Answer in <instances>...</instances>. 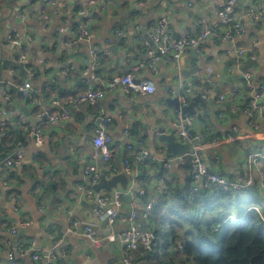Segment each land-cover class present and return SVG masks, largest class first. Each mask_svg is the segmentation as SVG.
<instances>
[{
  "label": "crops",
  "instance_id": "1",
  "mask_svg": "<svg viewBox=\"0 0 264 264\" xmlns=\"http://www.w3.org/2000/svg\"><path fill=\"white\" fill-rule=\"evenodd\" d=\"M59 1L63 3L68 0ZM257 1L261 0H239L237 3L236 11L242 17L245 28L241 39L236 38L232 43L204 41L200 51L197 50L198 56L190 49L183 54L178 68L172 63L161 61L157 63L154 74L148 67H143L140 76L155 80L154 93L128 94L123 88L108 90L98 104L84 105L80 113L56 124L38 117V113L55 110L53 100L66 102L87 86H102L99 81L88 82L91 66L83 58H89L92 49L111 48L110 54H102L100 58L98 71L103 78L127 71L131 64L147 59L139 37L143 27L151 32L162 18L167 21L175 38L182 37L189 30L196 33L199 29L198 19L203 18L206 22L214 20L215 1L97 0L88 16L93 17L88 21L91 34L80 40L76 34L79 22L76 14H69L64 9L53 14V7L47 0H7L3 3L0 10V121L7 123L3 132L17 128L25 130L20 122V116H24L30 127L40 130L43 139L39 143L26 134L23 139L6 135L10 140L5 150L6 145L2 140L4 133L0 134V176H3L0 177V264H9V252H16L20 242L27 248L33 244L36 250L55 246L60 255L59 261L64 258L67 264H121L118 261L120 238L115 242L109 241L108 235L112 230L100 217L99 205L86 199L85 188L90 187V180L84 173V167L86 164L97 163L101 177L107 179L120 173L110 170L96 154L93 139L100 118L109 119L107 129L113 138L110 145L111 158L117 164L122 165L124 158L133 156L126 147L127 130L133 133L137 145L143 140L145 149L150 152L165 147L159 134L160 130L171 133L175 127L177 110L168 103V97L169 90L178 83L174 75L176 71L188 78L184 72L188 73L195 66H201L188 79L202 87L206 69L211 67L219 75L220 63L224 65L226 80L222 82L218 76L214 92L218 84H221V89L207 99L213 107L212 112H204L198 102L194 104L202 117L196 115L193 130L204 136L206 142L224 136L232 126L239 128L238 138L234 142H222L208 150V153L214 152L221 156L220 163L213 165L219 173L233 178L244 167L249 150H264V134L247 126L244 110L233 112L229 101H218L219 94L228 96L235 79L240 78L239 71L231 74L228 68L234 62L235 48L243 42H261L257 61L248 60L245 69L253 71L256 83L264 81V21L256 26L244 15ZM46 15H52L51 20H46ZM130 20L134 21L133 26H130ZM124 23L127 30L123 37L118 28ZM61 28L62 31H59ZM9 36L18 38L19 44L11 43ZM23 36L27 37L31 46H22ZM72 41H76L73 47L69 46ZM22 49L28 55L17 63L23 66L25 72L22 73L19 65L6 68L4 60H13ZM30 70L36 72L32 80V97H20L12 84L19 88L18 85L24 82ZM7 93L11 96L10 102L6 99ZM192 98H189V103ZM249 99L250 92L244 88L241 103ZM8 148L12 152L19 149L24 155V162L21 167H12L4 172L2 168L6 166L5 157L8 152H5ZM132 165V172L127 174V187L119 183L112 189L95 190L96 193L112 196L115 190L126 191L132 188L142 203L146 204L148 201L143 202L140 188L135 185L137 181L142 184L135 172L142 163L136 157ZM151 165H146V170L155 174L156 169ZM174 169L179 183L184 185L190 177L188 170L177 166ZM128 200V197H123L124 208L112 228L117 235L128 227ZM72 218L91 224L99 237L98 243L87 235L83 225L71 231ZM22 221L29 224L20 228L18 233H12L11 226H19ZM16 260L18 264H46L43 260H33L32 254L18 253Z\"/></svg>",
  "mask_w": 264,
  "mask_h": 264
},
{
  "label": "built area",
  "instance_id": "2",
  "mask_svg": "<svg viewBox=\"0 0 264 264\" xmlns=\"http://www.w3.org/2000/svg\"><path fill=\"white\" fill-rule=\"evenodd\" d=\"M214 20L212 22H206L203 18L197 20L198 32L193 33L191 30L185 32L182 37L175 38L172 35V30L168 27L167 21L160 18L154 25L151 32L147 30L149 35L142 32L139 35L141 39V46L147 54V59L144 61H138L129 66L127 71L113 73L109 77L103 78L101 72L98 71L100 65V58L102 54H110L111 48L109 46L98 49L94 48L90 52L89 58H83L85 63L89 62L91 69L90 81H99L102 86H87L83 91L79 92L75 96L70 97L66 102H60L53 100L56 109L49 112H39L38 117L44 118L50 124L61 123L67 120L73 114L80 113L84 105H96L106 95L108 90H116L123 88L128 94L136 92L139 94H152L156 91L155 80L152 77H141V70L143 67H148L151 71L156 73L157 63L161 61L172 63L178 68L181 57L184 53H187L190 48H196L200 51L201 43L207 40L213 42L232 43L236 38H242L245 34V28L242 22V17L237 14L236 6L239 0H214ZM47 2L53 7V14L64 9L69 14H76L79 19L76 34L78 40L88 37L91 34L88 21L90 12L93 6L97 3V0H75L65 1L60 3L59 0H47ZM1 15V12H0ZM248 17L252 24L259 26L264 21V1H257L253 3L244 14ZM52 15H46V20H51ZM127 25L121 24L118 28V32L121 36H126ZM62 31V28L59 30ZM31 38V37H30ZM151 39L155 46L152 45ZM11 43L19 44V40L16 37L9 36L8 39ZM76 41L69 43V46L73 47ZM261 42L258 40L251 41L250 43H241L235 48L234 57L235 60L228 70L231 74L240 72V78L235 79L233 87L227 96L224 93H220L218 101H229L230 109L233 112H237L241 105H244V112L247 116V126L256 132L264 134V116L262 112L264 110V82L256 83L253 77V71L244 66L245 59L257 60L259 57ZM27 52L22 49L20 54L13 57V61H23ZM35 70H30L27 78L23 83L18 85L23 95L32 97V80L35 76ZM88 73V71H87ZM178 79V83L175 87L169 90L170 96L179 98L181 105L189 103V98L195 95L198 91H201L205 99H209L214 94L215 81L218 78V74L211 68H207L204 72L205 81L207 86L199 87L196 81L184 78L178 71L174 73ZM138 80V81H136ZM0 82L2 77L0 76ZM246 88L250 92V101L241 103L243 89ZM6 99L10 102L11 96L7 93ZM15 110H13L14 112ZM17 112V110L15 111ZM221 116V113L219 114ZM197 118L195 114H182L180 111L176 112L175 127L171 131L174 137L178 140H193L200 137L195 133L193 126ZM20 122L23 124L26 130V135L29 138L36 139L39 143H42L43 136L40 130L34 129L29 126L27 118L20 116ZM108 118H100L99 123L95 130V136L93 144L95 146L96 154L101 157L103 162H106L109 169L114 172H124L130 174L132 172V161L129 157L124 158L122 165L117 164L111 160L110 145L113 142L112 136L107 129ZM7 123L3 120L0 121V134L5 129ZM238 126H232V128L222 137H215L213 140L197 144L192 153H184L175 155L167 160H161L157 156L153 155L149 150L145 149L143 140L138 142V145L134 141L133 133L130 130L126 131L127 137V150L135 152L138 160L143 163L150 161L152 164H158V170L161 171L160 175L154 180L153 190L155 195L146 204L138 198L132 188L126 191L115 190L112 196L98 195L93 188V185L97 183L101 178V172L97 163L93 162L86 164L84 167V173L90 180V187L85 188L86 199L90 202H96L99 205L98 213L100 217L105 220L112 232L108 235L110 242H115L118 237L121 240V247L118 254V261L121 264H139L138 255L144 253L145 250H151L156 242V235L151 227H145L142 219H148V217L154 212V203L156 196L161 193L167 185H177L179 178L174 172L175 166L184 169L187 166L189 168V174L192 179L191 191L196 196L202 189L211 192H230L241 191L253 186H257L260 193L264 195V150H249L246 155V162L244 167L236 173L233 178H228L219 173L213 165H218L221 160V156L218 153H208V150L217 144L222 142H234L238 138ZM4 133V132H3ZM5 134V133H4ZM164 148L159 149V152H163ZM138 154V156H137ZM24 162L23 153L17 149L5 157V164L2 169L8 171L12 167H21ZM175 162L177 164H175ZM136 174H143V168L139 167L135 170ZM140 188V194H145V189L140 186V181L136 184ZM129 198L127 201L129 214L128 227L125 228L120 235H117L113 231V226L117 223L122 210L123 197ZM260 212V217L264 221V215ZM142 218V219H141ZM240 218L234 215H228L225 217V221H238ZM29 224L27 221H22L19 226L12 225L10 231L12 233H18L19 229ZM84 226V230L87 235L98 243L99 237L97 236L93 226L89 223H83L81 220L72 218V227L70 230L78 226ZM155 244V245H156ZM182 250V246H180ZM21 255L32 254L33 260H43L46 264H60L59 252L56 247H50L48 249L36 250L33 246L25 247L20 242L17 245L16 252H9L8 263L18 264L16 256L18 253Z\"/></svg>",
  "mask_w": 264,
  "mask_h": 264
},
{
  "label": "trees",
  "instance_id": "3",
  "mask_svg": "<svg viewBox=\"0 0 264 264\" xmlns=\"http://www.w3.org/2000/svg\"><path fill=\"white\" fill-rule=\"evenodd\" d=\"M5 1L0 0V10ZM234 60L235 57L232 62ZM248 60L251 59H245V67ZM261 82L264 81L258 83ZM201 85L207 86L208 83L204 81ZM242 109L244 105L239 111ZM25 134L26 130L21 128L6 130L2 138L5 150L10 140L6 135L23 139ZM9 147L13 148V145ZM7 152L12 150L8 148ZM130 153L133 156L127 157L133 161L136 154ZM149 164L152 163H142L143 174L137 176L142 180L140 186L146 191L140 194L143 202L155 195L151 182L161 173L158 164L151 165L156 169L155 174L147 171L146 165ZM189 168L187 166L184 169L189 172ZM191 182L189 177L184 185H167L156 196L154 212L148 219L141 218L145 227L154 230L157 244L154 243L151 250L139 253V264H264V221L260 212L254 209V206L260 209L264 207L259 198L263 194L257 186L241 191L214 193L202 189L194 196ZM229 214L240 219L225 221Z\"/></svg>",
  "mask_w": 264,
  "mask_h": 264
},
{
  "label": "water",
  "instance_id": "4",
  "mask_svg": "<svg viewBox=\"0 0 264 264\" xmlns=\"http://www.w3.org/2000/svg\"><path fill=\"white\" fill-rule=\"evenodd\" d=\"M130 26L134 25V21L130 20L129 22ZM142 32L147 33V27H143L142 28ZM149 35V34H148ZM150 38V35L148 36ZM151 43L153 46H155L153 39H151ZM32 44L27 40V37L23 36L22 37V46H31ZM193 51L196 53L197 55V49L196 48H190V51ZM198 56V55H197ZM5 63V67L7 68L8 66L11 65H19L22 68V73H24L25 71L23 70V66H21V64L13 61V60H4ZM201 68V66H195L190 72H184L187 76H192V74H195L197 72V70H199ZM219 77L221 79L222 82H224L226 80V77L224 75V65L222 63H220V71H219ZM138 81V80H136ZM93 83H95L93 81ZM12 87L17 90L18 95L21 97L23 95L22 91L17 88V86L12 84ZM221 89V84H218L215 88V92H219V90ZM214 92V95H215ZM192 101L186 105H181L179 98L175 97V96H169L168 97V103L172 106H174L176 108L177 111H180L182 114L186 115V114H195L197 115L199 118L202 117V114L199 112V110H197L195 108V103L198 102L202 105L204 112L206 113H211L213 107H211V105L208 104L207 99H205L203 97V94L201 91H198L194 96H192ZM161 133L159 134V137L161 140H163L165 142V147L163 152H159V151H154L151 152L153 155L157 156L158 158H160L161 160H167L169 158L174 157L175 155H180V154H184V153H192L195 149V146L197 144H201L206 142L205 137L200 135V137H197L193 140H178L174 137V135L172 133H167L164 132L163 130H160ZM175 164H177L175 162ZM127 182H128V177L127 174L124 172H120L117 174H114L111 178L107 179L105 176H102L100 178V180L95 183L93 185V188L95 190H100L101 188H109L112 189L113 187H116L119 183L124 186L127 187ZM97 205V203H96ZM61 246H59L60 248ZM60 262L62 264H67L65 262L64 258H60Z\"/></svg>",
  "mask_w": 264,
  "mask_h": 264
},
{
  "label": "rangeland",
  "instance_id": "5",
  "mask_svg": "<svg viewBox=\"0 0 264 264\" xmlns=\"http://www.w3.org/2000/svg\"><path fill=\"white\" fill-rule=\"evenodd\" d=\"M260 201L262 202V204L264 206V196L260 198ZM261 209H263L262 211H264V207H261Z\"/></svg>",
  "mask_w": 264,
  "mask_h": 264
},
{
  "label": "clouds",
  "instance_id": "6",
  "mask_svg": "<svg viewBox=\"0 0 264 264\" xmlns=\"http://www.w3.org/2000/svg\"><path fill=\"white\" fill-rule=\"evenodd\" d=\"M255 207H257V206H254V209H256ZM259 208V207H258ZM259 210H261L260 208H259ZM229 215H234V214H229ZM228 216V215H227ZM234 216H236V215H234ZM238 217V216H237ZM239 218V217H238ZM225 220V219H224ZM234 221V220H233Z\"/></svg>",
  "mask_w": 264,
  "mask_h": 264
}]
</instances>
